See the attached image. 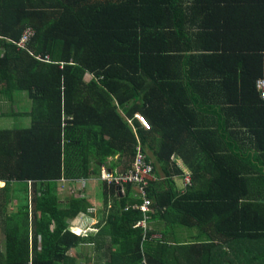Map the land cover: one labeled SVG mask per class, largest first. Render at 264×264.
Here are the masks:
<instances>
[{"label":"trees","instance_id":"obj_1","mask_svg":"<svg viewBox=\"0 0 264 264\" xmlns=\"http://www.w3.org/2000/svg\"><path fill=\"white\" fill-rule=\"evenodd\" d=\"M258 81L264 0H0V264H264Z\"/></svg>","mask_w":264,"mask_h":264},{"label":"built area","instance_id":"obj_2","mask_svg":"<svg viewBox=\"0 0 264 264\" xmlns=\"http://www.w3.org/2000/svg\"><path fill=\"white\" fill-rule=\"evenodd\" d=\"M31 36V33L29 30H27L21 37V40L19 41L18 47H23L27 39ZM256 89L260 95V97L264 98V81H258L256 83ZM140 123L143 127L149 128V125L147 122L140 118ZM144 155L140 152V150H137L136 158L134 159V162H132V173L131 174H125L121 176H113L109 171H104L102 177L107 180L108 182L115 183L116 185L131 183L134 185L139 186L140 191H142L143 186L146 185L147 179L152 177V167L149 163H147L144 159ZM187 181V179H185ZM149 206V202L145 201L142 207V210L145 211ZM142 227V226H141ZM145 228V227H142Z\"/></svg>","mask_w":264,"mask_h":264},{"label":"rangeland","instance_id":"obj_3","mask_svg":"<svg viewBox=\"0 0 264 264\" xmlns=\"http://www.w3.org/2000/svg\"><path fill=\"white\" fill-rule=\"evenodd\" d=\"M21 45H24V44H21ZM18 46H19V43H17V47ZM4 105L7 106L8 109H5V107L0 108V128H10V127L11 128H15V127L16 128L17 127H24L25 128V127L29 126V124H28L29 121L25 120V119H18V118L13 119V118H2L1 117V115L6 116L9 112L10 113H14L15 111L18 113L21 112L22 110H24L23 108H25L23 105H21V108L16 107V105H15V107H13V106L10 107L7 105V103H4ZM27 107H28V105H27ZM178 163H179V161H178ZM101 174H103L102 167H101ZM176 184H177V186L179 184H180V186H182V182H180V179L178 180V182ZM2 186H3V182H0V187H2ZM70 189H73V188L70 187ZM98 196H99V193H98ZM85 218H86V216L85 217L83 216L81 219H79L80 221L73 222L75 225L73 227H71V230L75 233L81 232L82 229H83L82 233H86V232L88 233L89 231H91V228H92L91 225H93L94 223L92 224L90 221L88 222L87 220H84ZM81 224H82V228H81ZM83 226H88V227L84 228ZM94 232H96V231L94 230ZM82 235H85V234H82ZM179 238H183V235H181ZM0 249L3 250V237L1 234H0ZM87 251L89 253H91L90 252L91 250H87Z\"/></svg>","mask_w":264,"mask_h":264},{"label":"crops","instance_id":"obj_4","mask_svg":"<svg viewBox=\"0 0 264 264\" xmlns=\"http://www.w3.org/2000/svg\"><path fill=\"white\" fill-rule=\"evenodd\" d=\"M180 179V182L184 181L185 179H187L188 181V177L184 176L183 178H178V180ZM178 180L176 181V183L178 182ZM86 193L88 194V196L90 197L91 202L93 203V205L96 207L99 202L101 201L100 196H98V193H100L98 186L100 185L99 180L96 178V181L91 179L86 183ZM68 187L70 189V187H73L71 184H68ZM179 188H182V186H180V184L178 185ZM94 212V213H93ZM94 214V215H93ZM97 215H96V211H92V216L86 217L84 220H87L88 222L90 221L92 224L97 222L96 219ZM82 218V217H81ZM79 218V219H81ZM77 221H80V220ZM92 226V225H91ZM84 228L88 227V226H83ZM90 227V226H89ZM81 228H82V224H81ZM87 248H84V251ZM89 250V249H88Z\"/></svg>","mask_w":264,"mask_h":264},{"label":"bare ground","instance_id":"obj_5","mask_svg":"<svg viewBox=\"0 0 264 264\" xmlns=\"http://www.w3.org/2000/svg\"><path fill=\"white\" fill-rule=\"evenodd\" d=\"M110 173L113 175V176H121V175H125V174H131L132 173V167L131 168H128L125 172H123V173H116V171L115 172H112V171H110ZM103 181H107V180H105L104 178L102 179ZM84 184V181H77V182H75V183H73V186H74V191H75V193H77L78 194V192L77 191H81V189H82V185ZM189 184V181H182V187H184V186H186V185H188ZM84 186V185H83ZM79 197L81 196V195H78ZM145 201H148L149 202V206H148V208L145 210V211H143L142 210V207H143V204L142 205H140L138 208H136L137 210H139V211H141L142 213H143V215H144V217H143V219H142V221L141 222H139L138 224H136V226L135 227H145V225H146V221L148 220V214L151 212V210H150V201L148 200V199H145ZM144 201V202H145Z\"/></svg>","mask_w":264,"mask_h":264},{"label":"clouds","instance_id":"obj_6","mask_svg":"<svg viewBox=\"0 0 264 264\" xmlns=\"http://www.w3.org/2000/svg\"><path fill=\"white\" fill-rule=\"evenodd\" d=\"M132 162H134V160H132ZM131 166H132V163H131ZM102 170H104V171H109V170H107L105 167H102ZM100 173H101V171H100ZM101 176H102V174H101ZM131 184V183H130ZM132 186H134V184H131ZM118 187H120V185H117ZM121 188V187H120ZM120 193V192H119Z\"/></svg>","mask_w":264,"mask_h":264},{"label":"water","instance_id":"obj_7","mask_svg":"<svg viewBox=\"0 0 264 264\" xmlns=\"http://www.w3.org/2000/svg\"><path fill=\"white\" fill-rule=\"evenodd\" d=\"M120 194V193H119Z\"/></svg>","mask_w":264,"mask_h":264}]
</instances>
